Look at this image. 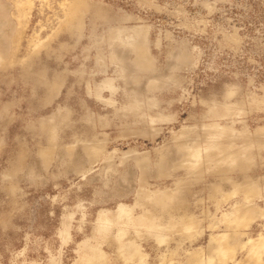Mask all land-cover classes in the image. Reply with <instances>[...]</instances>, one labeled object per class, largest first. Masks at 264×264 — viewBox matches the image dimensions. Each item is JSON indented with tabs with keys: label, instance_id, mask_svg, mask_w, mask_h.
I'll use <instances>...</instances> for the list:
<instances>
[{
	"label": "rangeland",
	"instance_id": "374dc122",
	"mask_svg": "<svg viewBox=\"0 0 264 264\" xmlns=\"http://www.w3.org/2000/svg\"><path fill=\"white\" fill-rule=\"evenodd\" d=\"M0 264H264V0H0Z\"/></svg>",
	"mask_w": 264,
	"mask_h": 264
},
{
	"label": "bare ground",
	"instance_id": "6f19581e",
	"mask_svg": "<svg viewBox=\"0 0 264 264\" xmlns=\"http://www.w3.org/2000/svg\"><path fill=\"white\" fill-rule=\"evenodd\" d=\"M257 248H259V242L254 240V242L249 247V252H252L253 250Z\"/></svg>",
	"mask_w": 264,
	"mask_h": 264
}]
</instances>
